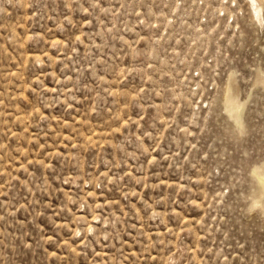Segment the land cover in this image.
Listing matches in <instances>:
<instances>
[{
	"label": "rangeland",
	"instance_id": "obj_1",
	"mask_svg": "<svg viewBox=\"0 0 264 264\" xmlns=\"http://www.w3.org/2000/svg\"><path fill=\"white\" fill-rule=\"evenodd\" d=\"M255 11L0 0V264H264Z\"/></svg>",
	"mask_w": 264,
	"mask_h": 264
},
{
	"label": "bare ground",
	"instance_id": "obj_2",
	"mask_svg": "<svg viewBox=\"0 0 264 264\" xmlns=\"http://www.w3.org/2000/svg\"><path fill=\"white\" fill-rule=\"evenodd\" d=\"M252 3H253V6L255 7V12H256V14H258V18H259V20L260 21H264V13H263V6H261V4L259 3V1L258 0H250ZM258 3H259V5H258ZM263 24V23H262ZM231 102V101H230ZM231 104V103H230ZM229 104V105H230ZM241 109V105L239 104V103H237L236 101H232V105H231V110H232V112L234 113V115L235 114H238V115H240L239 113H237L239 110ZM241 111H242V109H241ZM231 112V111H230ZM240 112V111H239ZM233 114H232V116H234ZM237 119H238V117H236ZM262 175H264V173L262 174ZM260 177V176H259ZM263 181V180H262ZM262 186H264V185H262ZM262 192H263V190H262ZM263 194H264V192H263ZM97 219V218H96ZM92 227V226H91ZM90 227V228H91ZM90 230H92V229H90ZM94 231V230H93Z\"/></svg>",
	"mask_w": 264,
	"mask_h": 264
}]
</instances>
